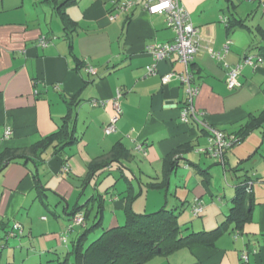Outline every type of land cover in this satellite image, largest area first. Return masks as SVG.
Segmentation results:
<instances>
[{
  "label": "crops",
  "instance_id": "crops-1",
  "mask_svg": "<svg viewBox=\"0 0 264 264\" xmlns=\"http://www.w3.org/2000/svg\"><path fill=\"white\" fill-rule=\"evenodd\" d=\"M74 1L58 11L46 0H0V154L15 151L34 158L10 163L0 176V229L6 235L14 224L22 226V233L10 238L16 247L8 240L4 250L9 246L14 257L22 252L25 260L39 252L58 264L89 226L68 232L73 210L94 196L103 201L108 229L125 222L128 201L135 198L133 209L141 213L164 206L192 210L202 203L203 213L190 230L211 231L225 220L240 177L248 174L257 205L241 233L223 235L213 248H183L147 264H264V127L214 163L203 161L209 156L200 152L211 139L200 122L236 137L251 116L264 111V62L245 63L248 56L264 57L263 37L257 33L264 32L260 1L180 0L198 29L191 70L199 88L194 99L199 119L189 124L181 119L186 86L177 78L162 83L167 74H183L184 65L177 54L156 62L148 52L150 46L175 41L166 16L151 15L147 0H136L129 13L115 10L118 0ZM63 12L73 22L68 36ZM232 18L244 25L228 30L226 22ZM42 38L46 47L40 45ZM153 64L157 71L148 75ZM241 64L240 86L230 90L228 72ZM119 92L122 115L116 132L106 136ZM67 102L76 103L70 121L76 141L59 154L53 146L35 158L30 149L58 132L69 113ZM118 145L130 155L121 153V163L111 162L87 183L89 166L109 161ZM176 151L180 153L173 169L164 159ZM202 171L208 172L209 182ZM115 173L124 180L120 189L106 179ZM102 179L106 181L98 186ZM3 251L2 264L12 263ZM244 252L249 254L247 263L241 259Z\"/></svg>",
  "mask_w": 264,
  "mask_h": 264
},
{
  "label": "trees",
  "instance_id": "trees-1",
  "mask_svg": "<svg viewBox=\"0 0 264 264\" xmlns=\"http://www.w3.org/2000/svg\"><path fill=\"white\" fill-rule=\"evenodd\" d=\"M47 2L55 3V9L58 11L72 5L74 0H46ZM63 18L66 24V33L69 34L72 21L67 18L63 12ZM228 30L235 29L244 25L243 21L236 18L229 19L227 22ZM71 33V32H70ZM258 34H262L264 41V32L259 30ZM69 38V37H68ZM70 45L72 47V38L70 37ZM261 49L264 50L262 47ZM264 56V54H263ZM264 58V57H263ZM264 60V59H263ZM69 113L63 119L58 132L43 139L35 144L30 153L37 159H41L42 154L50 147L56 149V154H59L65 147L73 144L76 141L75 134L71 126V107L76 103L67 102ZM264 127V111L258 116H251L240 130V136H236V141L229 148H233L240 144L244 138L260 128ZM228 149V150H229ZM121 153L123 157L130 155L129 151L123 145L116 146V151L111 155L110 160L101 159L89 166L88 181H93L100 173L101 169L110 167V163H121ZM124 153V155H123ZM176 151L168 155L164 162L169 164L173 169L179 159ZM206 156H209L205 154ZM225 156V153H224ZM211 157V156H209ZM224 158V157H223ZM222 158V159H223ZM31 156L27 154L17 153L15 151H4L0 154V176L4 173L10 163H17L23 160L28 161ZM106 162V163H105ZM236 172L240 169L236 168ZM102 173V172H101ZM204 180L209 182L208 172L202 171ZM254 180L248 174L240 177L239 185L236 187L235 196L231 201V208L225 220L214 230L211 231H190L187 224L180 223V217L185 210L168 209L166 206L154 213H136L133 209V201L135 198L128 201L125 209V222L122 225L105 229L100 238L93 241L89 246V240L92 231L102 226L104 220V204L100 197H92L83 206H76L72 212V219L80 212H84V224L79 228H85L94 217L93 226L86 227L82 235L73 242L72 250L66 256L58 261V264H147L156 257L169 256L172 253L183 248H189L196 245H201L213 248L216 242L225 234L241 233L244 227L252 222L253 211L257 205L255 195L253 193ZM160 187L158 185H152ZM40 193L45 194V189L40 188ZM90 203L95 204V208H90ZM94 211V215H93ZM198 217V216H197ZM71 219V222H72ZM14 225L11 230L6 233L5 240L8 241L12 235H15ZM1 228V226H0ZM77 228V227H75ZM74 228V229H75ZM6 245L0 246V264H2V251ZM12 264V263H7Z\"/></svg>",
  "mask_w": 264,
  "mask_h": 264
},
{
  "label": "built area",
  "instance_id": "built-area-1",
  "mask_svg": "<svg viewBox=\"0 0 264 264\" xmlns=\"http://www.w3.org/2000/svg\"><path fill=\"white\" fill-rule=\"evenodd\" d=\"M260 1L262 10L264 11V2L262 0H249ZM136 0H118L114 2V8L118 12L129 13V11L136 5ZM146 9L151 15H164L167 18L168 27L175 33V41L168 44H156L148 48V52L151 53L156 62L167 60L173 54H177L179 61L184 65L185 72L183 74L170 73L162 77V83L167 85L171 80L177 78L186 86L187 90V102L182 108L181 119L185 123L192 121H198L199 115L194 106V99L199 93V88L194 85V74L191 70V66L195 61V56L198 51V29L193 23V20L187 10L180 5V0H147ZM112 19L114 15L110 16ZM231 42L226 45L228 50ZM40 45L47 46V40L42 38ZM221 58V56H218ZM255 60L263 63L264 60L260 56H248L245 59V63L254 64ZM243 65H236L231 68L227 75V86L230 90H236L240 84L238 77L241 74ZM148 75L156 73V64L147 67ZM121 92L118 93L115 99V115L111 117L109 124L104 130L106 136H109L116 132V124L122 115V109L119 102ZM200 122V121H199ZM205 128L211 132L210 146L207 149L200 150L201 153L207 154L213 158L220 159L224 157V153L228 150L232 144L236 141L233 136H226L223 132L213 130L209 128L205 122H200ZM7 135L11 134V130L8 129ZM142 148H138L141 150ZM64 171L68 172L67 166L64 167ZM204 205L197 203L192 212L195 216H200L203 213ZM84 224V212H80L75 215L72 222L68 226V232L73 231L75 227H79ZM14 231L22 233V226L19 223L14 224ZM63 241H67V236L62 238ZM241 259L244 263L249 261V254L247 252L242 253Z\"/></svg>",
  "mask_w": 264,
  "mask_h": 264
},
{
  "label": "rangeland",
  "instance_id": "rangeland-1",
  "mask_svg": "<svg viewBox=\"0 0 264 264\" xmlns=\"http://www.w3.org/2000/svg\"><path fill=\"white\" fill-rule=\"evenodd\" d=\"M201 158H202V156H201ZM215 158H213V157H205V156H203V161L204 160H209V162H212L213 161V163L215 162V160H214ZM216 169H219V167H214V168H212V170L213 171H215ZM119 177H120V175L119 174H116L115 173V175H112V176H109V177H106V179H108L109 178V180L110 181H112V185H113V183L115 184L116 183V186L120 189V186H122V184L124 183V180H122V179H120V180H118L119 179ZM106 179H102L99 183L96 181V182H93L92 183V186H93V189H94V187H95V183L97 184H99L98 186H100L101 185V183H102V181L104 182V181H106ZM118 180V181H117ZM107 184H105V187H104V191L106 190V186ZM38 206V205H37ZM192 208H193V206H192ZM138 211H140V210H138ZM136 212V211H135ZM136 213H140V214H143V213H141V212H136ZM186 213V214H185ZM183 214H185V217H184V219H183ZM181 216H182V218H180V223L181 224H183L184 223V221L187 223V226H190V228H191V225H193L194 226V222L195 221H197V220H199L200 218L199 217H197V216H195L194 214H193V212H192V210H190L188 207H186V210H185V212L183 213ZM93 219L92 220H90V226H93L94 224H93V222H94V217H92ZM183 219V220H182ZM193 219V220H192ZM191 220V222H189ZM34 221H35V223L37 222V220L36 219H34ZM108 221H109V216L108 215H106L105 216V219L103 220V223H102V226L101 227H98L96 230L94 229L93 231H92V233L90 234V237H89V240L87 241V245L86 246H89L93 241H96V240H98L99 238H100V236L102 235V233L104 232V230L105 229H108V226H109V224H108ZM188 221V222H187ZM40 226V224H37V227H39ZM193 228V227H192ZM190 231H192V230H190ZM5 234H4V231L2 230V229H0V246L1 245H6L8 242H6V240H5ZM10 240V239H9ZM14 239H11L9 242H10V246H11V248L13 249L14 247H16V246H14V244H13V241ZM17 245V244H16ZM9 247V246H8ZM6 248L4 251H3V253L4 254H7V252H9V254H10V258H9V261H11L13 264H39V263H43V264H52L51 262H49V260L47 261V257H46V254H43V255H41L39 252L38 253H34V254H32V255H30V257L28 258V259H26L25 260V258H23L24 257V255H23V257H22V252H19L18 250V252H17V254H16V257H14L13 256V251L14 250H12V249H9V248ZM9 249V250H8ZM23 253H24V251H23ZM41 259H44L42 262H40L41 261ZM4 260H6L5 259V257H3L2 258V262H4ZM57 260V259H56ZM5 263H7L6 261H5ZM4 264V263H3ZM53 264H57V263H53Z\"/></svg>",
  "mask_w": 264,
  "mask_h": 264
}]
</instances>
